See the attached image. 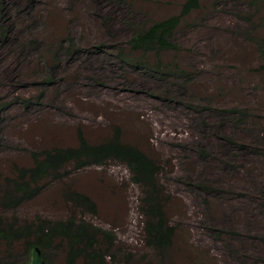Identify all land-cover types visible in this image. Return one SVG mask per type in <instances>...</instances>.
Listing matches in <instances>:
<instances>
[{"label": "rangeland", "instance_id": "rangeland-1", "mask_svg": "<svg viewBox=\"0 0 264 264\" xmlns=\"http://www.w3.org/2000/svg\"><path fill=\"white\" fill-rule=\"evenodd\" d=\"M185 1H8L0 188L16 166L33 165V152L77 145L82 131L101 142L119 126L123 140L162 166L177 227L170 264H264V0H201L175 30L179 47L148 53L149 61L170 65V75L117 56L134 25L179 14ZM52 66L56 80L45 85ZM67 170L16 210L0 205V217L23 223L85 215L117 235L107 264H159L144 239L142 188L127 165ZM65 188L88 194L97 212L66 200ZM12 252L17 264L26 261L22 246ZM55 259L65 264L63 251Z\"/></svg>", "mask_w": 264, "mask_h": 264}, {"label": "trees", "instance_id": "trees-1", "mask_svg": "<svg viewBox=\"0 0 264 264\" xmlns=\"http://www.w3.org/2000/svg\"><path fill=\"white\" fill-rule=\"evenodd\" d=\"M8 1L0 0V43L8 38L10 31V25L6 24L9 19ZM200 5L201 0H186L179 14L150 23L145 20L137 23L127 41L121 43L120 46L126 47L118 49V58L126 63L170 75L173 73L171 66L165 65L160 57L149 61L148 53L155 51V54L161 55L163 50L177 49L179 44L173 39L175 30L183 18ZM258 45L264 58V38L259 40ZM71 46L69 50H72ZM55 69L56 66H52L47 71L43 84L51 85L55 82ZM231 111L235 113L234 109ZM78 137L77 145L35 151L32 154V166H16L15 175L5 177L0 188L2 208L16 210L23 203L36 198L45 190L49 180L64 179L69 174V166L83 169L118 161L127 165L132 181L142 188L140 211L144 216L143 233L147 247L156 252L159 264H170L167 257L177 227L166 209L168 194L160 181L161 164L138 145L123 140L119 126L112 137L101 142H91L83 131ZM63 194L77 208L85 212H97V203L88 194L69 188H65ZM19 241L25 242L27 254H36V250L39 252L41 260L34 259L30 264H55L59 251H63L67 264H107L109 258H115L117 235L109 229L96 226L85 215L73 214L66 219L37 216L36 220L23 223L0 217V246H5L1 252L9 253L0 257V264H7V261L8 264H15L10 259L13 254L11 251Z\"/></svg>", "mask_w": 264, "mask_h": 264}, {"label": "clouds", "instance_id": "clouds-1", "mask_svg": "<svg viewBox=\"0 0 264 264\" xmlns=\"http://www.w3.org/2000/svg\"><path fill=\"white\" fill-rule=\"evenodd\" d=\"M16 244H18V245H20V246H22V248H24V250H25V247H24V244H25V242L24 241H19V242H16L15 244H14V247H15V245ZM14 247H13V249H14ZM5 248V246L4 245H1L0 246V257H2V256H7V254H9V253H7V251H6V253L5 254H3L1 251H3V249ZM13 249H12V251H13ZM11 251V252H12ZM13 253V252H12ZM37 254V255H36ZM36 254L34 253H30V254H27V259H26V261L23 263V264H30V262L31 261H33L34 259H39V260H41V257H39L38 256V254H39V252L36 250ZM13 257V254H12V256L10 257V259ZM11 261H13L12 259H11ZM56 262H58L57 260H55ZM15 264H17L15 261H13ZM54 262V261H53ZM56 262H54L55 264H57ZM59 264H60V262H58ZM65 264H67V263H65Z\"/></svg>", "mask_w": 264, "mask_h": 264}]
</instances>
